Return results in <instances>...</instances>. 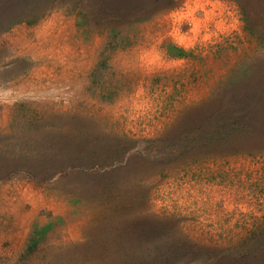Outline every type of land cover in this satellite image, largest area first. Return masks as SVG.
Here are the masks:
<instances>
[{"label":"rangeland","instance_id":"obj_1","mask_svg":"<svg viewBox=\"0 0 264 264\" xmlns=\"http://www.w3.org/2000/svg\"><path fill=\"white\" fill-rule=\"evenodd\" d=\"M0 264H264V0H0Z\"/></svg>","mask_w":264,"mask_h":264},{"label":"crops","instance_id":"obj_2","mask_svg":"<svg viewBox=\"0 0 264 264\" xmlns=\"http://www.w3.org/2000/svg\"><path fill=\"white\" fill-rule=\"evenodd\" d=\"M11 42L13 43V39L11 40ZM31 80L32 79H30V78H25V79H23L21 82H26V84L27 85H33L32 83H31ZM11 82H14V81H11ZM33 82V81H32ZM11 90H13V89H11ZM25 90H32V88H29V89H27V88H25Z\"/></svg>","mask_w":264,"mask_h":264},{"label":"trees","instance_id":"obj_3","mask_svg":"<svg viewBox=\"0 0 264 264\" xmlns=\"http://www.w3.org/2000/svg\"><path fill=\"white\" fill-rule=\"evenodd\" d=\"M261 2V1H260ZM260 2H259V4H260Z\"/></svg>","mask_w":264,"mask_h":264}]
</instances>
